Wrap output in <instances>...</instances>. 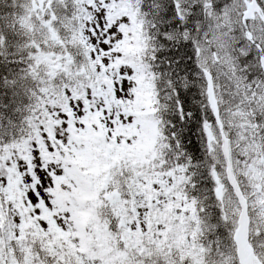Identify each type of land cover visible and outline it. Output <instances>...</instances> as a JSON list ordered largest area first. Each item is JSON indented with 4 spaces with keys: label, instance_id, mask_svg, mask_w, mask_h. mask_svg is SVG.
I'll return each mask as SVG.
<instances>
[{
    "label": "snow or ice",
    "instance_id": "snow-or-ice-1",
    "mask_svg": "<svg viewBox=\"0 0 264 264\" xmlns=\"http://www.w3.org/2000/svg\"><path fill=\"white\" fill-rule=\"evenodd\" d=\"M0 264H264V0H0Z\"/></svg>",
    "mask_w": 264,
    "mask_h": 264
}]
</instances>
